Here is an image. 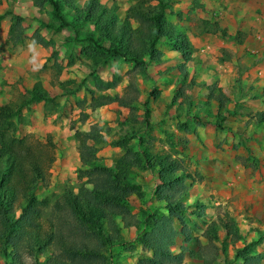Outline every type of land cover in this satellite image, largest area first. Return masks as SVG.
<instances>
[{
	"label": "rangeland",
	"instance_id": "rangeland-1",
	"mask_svg": "<svg viewBox=\"0 0 264 264\" xmlns=\"http://www.w3.org/2000/svg\"><path fill=\"white\" fill-rule=\"evenodd\" d=\"M61 1L64 16L73 21L76 11L83 9L89 0ZM98 1L105 12L122 23L128 9L139 0ZM164 1L169 3L166 20L174 25L179 42L174 45L169 38L164 39L158 64L163 73L169 70V80L176 85L173 104L179 103L177 99L185 93L187 85L194 83L192 88L198 91L195 92L197 105L192 110H198L195 120L177 115L169 107L167 110L166 104L158 105L157 110L151 106L156 97L153 93L166 92L154 72L157 63L147 60L146 71L144 66L137 67L119 57L107 61L99 58L104 63H98L90 38L91 34L98 38L93 22L58 30L59 21L54 18L50 4L0 0V128L13 121L18 137L54 143L56 160L44 177L39 178L34 190L39 199L49 200L47 212L65 191L79 193L92 187L86 174L90 170L89 157L96 163L114 167L127 154L135 158L139 155L141 162L133 166L126 178L132 193L129 199L104 206L121 226L123 240L114 246L97 243L104 252L99 257L100 264H149L152 251L145 248L141 238L151 227L143 221L149 215L161 218L169 214L165 203L156 196L155 190L162 181L152 166L155 164L152 157L161 144L168 145L177 173L184 178L185 186L177 190V196H181L177 209L184 219L175 220L181 235L172 247L182 264H196L193 254L197 252L207 254L215 260L214 264H243L236 257L235 247L244 243L245 237L258 242L253 255L264 260L262 127L251 126L245 106L238 103L233 115L236 132L209 131L198 121V115L202 121L222 113L215 103L222 74L237 78L238 92L244 76L251 77L249 82L264 90L262 34L256 31L252 35L258 47L249 45L245 41L249 29L242 25L246 21L251 23L254 20L251 17L262 14L264 9H253L255 0ZM227 19L239 22V28L231 29L232 34L219 26ZM260 19L264 26V18ZM203 21L209 25L204 26ZM15 25L22 28L17 43L11 40ZM131 26L136 27L137 23L132 21ZM204 33L211 37L207 39ZM208 68L210 72L206 73ZM250 69L251 74H246ZM132 83L136 85L135 93L130 88ZM37 89L43 92L39 96ZM256 95L260 98V90L251 98L255 100ZM130 96L136 98L131 105L123 106L115 100ZM242 97L239 93L238 102ZM262 107L264 103L257 109ZM81 149L89 153L87 161L82 159ZM216 210L223 216L218 222L229 226L230 220L234 221L240 235L231 232L232 228L218 225L220 241L211 239V234L217 233L215 224H211ZM231 211L236 214L231 216ZM57 239L54 229L52 242L56 243ZM18 253L21 264H44L63 252L53 245L44 252ZM7 255L8 248L7 253L0 255L1 264H10L11 260L5 259Z\"/></svg>",
	"mask_w": 264,
	"mask_h": 264
},
{
	"label": "trees",
	"instance_id": "trees-1",
	"mask_svg": "<svg viewBox=\"0 0 264 264\" xmlns=\"http://www.w3.org/2000/svg\"><path fill=\"white\" fill-rule=\"evenodd\" d=\"M34 1L39 6L47 3L52 6L53 16L59 21L56 27L58 30L93 22L98 38L95 39L93 34L90 38L95 46L93 55L98 57L94 55L98 63L119 57L135 63L137 67L144 66L146 71L148 61L160 62L162 55L158 46L164 37L169 38L174 45L179 42L178 37L175 38L174 25L166 20L169 3L164 0H139L128 9L122 23H119L116 16L105 12L98 0H89L83 9L77 10L73 21L64 16L61 0ZM132 21L137 23L136 27L131 26ZM21 35L22 28L15 25L11 29V40L17 43ZM101 42H107L108 45ZM41 43L45 41L41 40ZM130 88L131 91L134 89L133 93L136 92L134 83ZM37 93L39 96L43 92L37 89ZM115 100L127 106L136 98L117 97ZM219 101L222 102V99ZM190 102L191 99H188L187 103ZM221 118L224 122V117ZM255 118L259 123L264 122V113H258ZM54 151L52 141L43 143L27 136L18 137L13 121L0 128V255L7 253L8 248L9 255L5 259L11 260L10 264H21L18 252L34 254L57 245L63 253L44 264H100L99 257L104 252L97 243L100 241L101 246H114L123 240L121 226L112 219L104 206L106 203H124L129 199L132 193L126 178L133 166L141 162L139 155L136 161L134 155L130 157L127 154L114 167L96 163L89 157L90 170L86 174L90 176L88 183L92 187L79 193L65 191L47 212L49 200L39 199L34 190L39 178L44 177L55 162ZM88 156V152L81 151L84 161H87ZM152 160L155 163L152 166L159 172L162 181L155 190L156 196L160 202L165 203L169 214L161 218L149 215L143 222L151 230L144 233L141 242L152 251V257L147 260L149 264H182L183 260L173 253L172 247L181 235L175 220L181 222L184 219L180 218L177 209V201L181 198L177 196V190L185 186L184 178L177 173L176 161L168 153H157ZM54 229L58 236L56 243L52 242ZM214 230L217 231L216 225ZM233 231L237 232L236 229ZM211 239L220 240L217 233L211 234ZM256 244L258 242L253 241L238 249L237 259H242L243 264H263L260 255H253ZM193 256L204 264H214L215 261L202 252L194 253Z\"/></svg>",
	"mask_w": 264,
	"mask_h": 264
},
{
	"label": "crops",
	"instance_id": "crops-1",
	"mask_svg": "<svg viewBox=\"0 0 264 264\" xmlns=\"http://www.w3.org/2000/svg\"><path fill=\"white\" fill-rule=\"evenodd\" d=\"M252 3H254L255 5L252 7L253 9H257V8H263L264 9V1L262 0H255L253 1ZM263 4V5H262ZM254 17V20L251 21V23L249 22H244L242 25L246 28V26L248 27L249 29V33L247 32V35L248 37L246 38L245 41L249 42V45L252 44H256V46L258 47V44H257V41L254 39V35L256 33V31H260V33L262 34V42H264V30H262V28L264 27L262 25V19L260 18H264V10L262 12V14H259L258 16L255 15V16H252L251 19ZM260 19V20H259ZM260 21L259 23L257 21ZM203 25H209V22L208 21H203L202 22ZM219 26H221V29L226 32V31H230L231 29H237L239 28V22L237 19H227L226 21H223L221 22V24H219ZM244 27H241V29ZM207 30V28H206ZM212 30V29H211ZM210 30V31H211ZM262 30V31H261ZM232 34V30L230 32ZM205 34V33H204ZM208 38H210L211 36L209 34H205ZM166 37H164L158 48H160L161 44L164 43V39ZM246 46H248L246 44ZM160 50V49H159ZM248 51H250V49H247ZM254 50V51H253ZM252 51L254 53H257V51L255 49H253ZM258 50V49H257ZM258 54V53H257ZM263 55V53H262ZM260 56V55H258ZM257 56V57H258ZM260 59L262 58L261 56L259 57ZM166 60V58H163ZM175 62H173L172 64H174ZM169 66H167L168 68ZM153 68L155 69L154 72L156 73V78H159L160 80V86L166 91L165 93H159V95H157L155 98H153V104H151V106H155V110L158 109V105H162V104H166V109L168 110V107L169 109L171 110H174V112L176 113L177 112V115H183L184 117L186 118H189L190 120H195V113L198 111V110H194L192 111L195 107H196V103H195V96H196V93L195 92H198V91H195L194 88V83L191 84V85H187V87L185 88V93L183 91V95H181L178 99H177V104H173V99L175 97V94L173 93V90L176 89V85H174L173 82H171V80H169V70L164 72L163 73V70L161 69V66L160 64H155V66H153ZM212 68V67H210ZM210 68L207 69V72L206 73H209L210 72ZM217 68V67H216ZM252 70L250 69L249 71H246V74H251ZM205 73V72H204ZM245 74V75H246ZM167 76V77H165ZM172 76V75H171ZM226 76V77H224ZM223 77V78H222ZM222 79V84L218 90V93H217V97H216V101L215 103L217 104V110L218 109H222V113H219L218 112V115L212 117L213 115H210L208 119H202L201 115H198V121L200 122L199 124L201 125V127H204V129H207L209 131H225V130H229L231 132H236V126H237V122H236V119H233V115H236L235 113V110L236 108L238 107L237 106V103L240 105H243L245 107L244 108V111L246 112L245 113V116L246 117H249L250 121H249V124L251 126H253L254 128L256 127H262V131H261V136L264 135V122L262 123H259L257 122L256 118H255V115H257L258 113H264V107H262L261 109H257L258 105L259 104H263L264 103V90L263 88H258V87H255L254 85H252L249 80L251 79V77L249 79H247L245 76L242 78V82L240 83V92H238L236 89H235V86H236V79L235 77H232V75L228 74V75H224L222 74L221 77ZM264 78L261 77V81L263 82ZM234 82V83H233ZM228 84V86H227ZM228 87L229 90H228ZM170 88V90H169ZM169 90V92H167ZM256 90H260V98L257 97L256 95V99L253 100L251 97L255 96L256 94ZM188 91V92H187ZM189 93V95H188ZM239 93L242 97V100L240 102H238V96H239ZM245 93V94H244ZM249 94V96H248ZM164 95V96H163ZM169 96H171V98H169ZM188 99H191V102L188 104L187 101ZM219 99H222V102L219 101ZM259 99V100H258ZM181 102H184V104H182ZM241 108V107H240ZM194 113V114H193ZM221 117H224V122H222V118ZM157 153L159 154H169V147L168 145H163L161 144L160 148L157 150ZM156 153V154H157ZM262 160L264 161V158L262 156ZM164 203V202H163ZM221 209V208H220ZM220 210H216L215 213L213 212V214H215V218L213 219L212 223L211 224H215L216 227L219 225L220 227H225V228H232L231 229V232H234L233 230L236 229L237 232H234V234H238L240 235V232H239V229H238V226L234 223V221L230 220V223L232 222V224H230L229 226H226L222 223V225L218 222V219H221L223 216H220V212H218ZM233 214L231 216H234L236 214V212L234 211H231ZM234 224V226H233ZM235 227V228H234ZM217 235L219 236V238L221 237V234H218V231H217ZM248 237H245L243 238L244 239V243H241V244H237V246L235 247V252L239 249V248H243L244 246H246L247 243H251L253 242L254 239L252 240H248L247 239ZM220 241V240H218ZM196 264H202L203 261L202 260H199V259H196L194 260ZM204 264V263H203ZM263 264H264V260H263Z\"/></svg>",
	"mask_w": 264,
	"mask_h": 264
}]
</instances>
